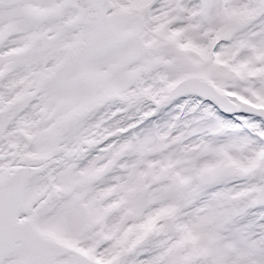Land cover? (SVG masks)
Segmentation results:
<instances>
[{"label":"snow or ice","instance_id":"snow-or-ice-1","mask_svg":"<svg viewBox=\"0 0 264 264\" xmlns=\"http://www.w3.org/2000/svg\"><path fill=\"white\" fill-rule=\"evenodd\" d=\"M0 264H264V0H0Z\"/></svg>","mask_w":264,"mask_h":264}]
</instances>
